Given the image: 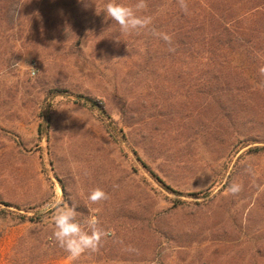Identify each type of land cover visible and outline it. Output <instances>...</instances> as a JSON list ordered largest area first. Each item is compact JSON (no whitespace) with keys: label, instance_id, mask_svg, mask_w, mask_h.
<instances>
[{"label":"rangeland","instance_id":"obj_1","mask_svg":"<svg viewBox=\"0 0 264 264\" xmlns=\"http://www.w3.org/2000/svg\"><path fill=\"white\" fill-rule=\"evenodd\" d=\"M6 1L0 0V264H254V246L264 243V152L247 150L264 145V64L246 48L211 64L170 56L163 39L120 35L102 13L108 0H29L13 22ZM146 3L143 14L155 27L167 2ZM34 14L40 20L31 22ZM156 25L169 34L162 19ZM215 62L238 69L257 92L223 94L226 109L195 94L190 87L211 79L205 70L210 64L216 72ZM53 88L96 103L51 99ZM233 182L243 184L237 196L227 192ZM96 187L110 199L91 204ZM57 206L75 207L78 218L97 216L112 245L102 242L71 261L58 246L21 244L39 227L22 223L18 213H45L53 231Z\"/></svg>","mask_w":264,"mask_h":264},{"label":"trees","instance_id":"obj_2","mask_svg":"<svg viewBox=\"0 0 264 264\" xmlns=\"http://www.w3.org/2000/svg\"><path fill=\"white\" fill-rule=\"evenodd\" d=\"M26 1L29 0L6 1L9 21L13 22L16 18H23L18 14L19 11L16 12V8L18 6L22 8L27 3ZM42 1L46 2L47 0ZM166 2L167 12L157 11L159 18L155 20V27L158 25L156 23L162 19L163 26L170 30H168V35L172 37L171 47L174 49L169 53L170 56L179 55L183 60L210 61L211 64V61L229 62L228 53L246 48L252 58H256L264 64V0H186L189 6L188 14L180 10L178 0H166ZM28 20L38 21L40 16L34 14V17H30ZM261 43L263 47L258 45ZM167 45L169 44L167 43ZM216 62L214 64L216 72L210 67V64L205 70V73H214L211 79L201 78V82L190 87L195 94L203 98H212L214 101L219 100L221 106L226 109L221 102L223 94L238 92V94L254 95L257 92V88L238 69L228 68L223 66V63L216 64ZM60 95L74 96L73 93H68L66 89L61 88H53L48 92V97L51 99ZM74 97L78 100L92 101L83 95L77 94ZM233 105L236 104L230 102L227 107L233 110ZM43 117L44 122L41 124V128L46 125L44 114ZM114 136L116 135L114 134ZM249 141L247 139L244 142V147L250 144ZM263 152L264 145H254L247 150V153L260 154ZM141 164L164 190L174 192L148 165L143 162ZM62 189L68 199L67 188L63 184ZM18 216L22 223L28 221L39 227V229L32 228L22 238L21 244L27 240H39V242H46L56 248L57 244L52 239V230L44 223L45 213H18ZM102 242L112 245V242L106 238ZM98 257L101 258V256ZM263 258L264 243H256L252 261L254 264H260Z\"/></svg>","mask_w":264,"mask_h":264},{"label":"clouds","instance_id":"obj_3","mask_svg":"<svg viewBox=\"0 0 264 264\" xmlns=\"http://www.w3.org/2000/svg\"><path fill=\"white\" fill-rule=\"evenodd\" d=\"M180 10L185 14L189 12L186 0H178ZM148 5L146 0H137L134 5H126L118 0H108L104 5L102 13L106 19H110L119 26L120 35H132L146 32L154 37L163 39L169 44V51L174 49L172 37L166 33L159 32L153 26V17L143 14ZM264 74V68L261 69ZM250 175H254L251 168L246 169ZM88 173L85 172V175ZM243 190V184L233 182L228 186L227 192L237 196ZM110 196L100 187L93 189L88 195L91 204L107 201ZM52 239L59 248L67 253L71 261L78 260L85 253H95L99 250L102 240L110 232L101 226L100 219L95 216L78 218V213L73 206H57L52 215Z\"/></svg>","mask_w":264,"mask_h":264},{"label":"built area","instance_id":"obj_4","mask_svg":"<svg viewBox=\"0 0 264 264\" xmlns=\"http://www.w3.org/2000/svg\"><path fill=\"white\" fill-rule=\"evenodd\" d=\"M32 72H33V74H35L34 67H32Z\"/></svg>","mask_w":264,"mask_h":264}]
</instances>
